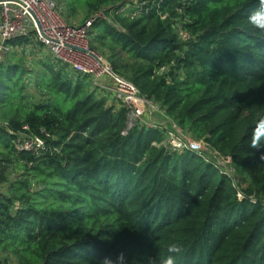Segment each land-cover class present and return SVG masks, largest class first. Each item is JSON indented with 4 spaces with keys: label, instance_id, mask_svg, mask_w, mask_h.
I'll return each mask as SVG.
<instances>
[{
    "label": "trees",
    "instance_id": "16d2710c",
    "mask_svg": "<svg viewBox=\"0 0 264 264\" xmlns=\"http://www.w3.org/2000/svg\"><path fill=\"white\" fill-rule=\"evenodd\" d=\"M122 1L62 0L70 15L84 11L82 22ZM261 6L264 0H163L169 17L154 10L116 16L125 32L97 21L90 41L114 72L232 163L245 180L242 198L232 178L200 155L159 146L161 130L136 125L122 134L126 110L61 61L40 63L30 94V70L15 52L34 44L33 34L8 41L6 56L15 55L0 63V183L8 165L23 174L18 187L7 182L9 195L0 193V261L152 264L175 242L183 248L177 264H264V147H251L264 121V34L247 24ZM176 8L192 40L177 37ZM119 51L135 62H114ZM24 126L44 129L50 150H16Z\"/></svg>",
    "mask_w": 264,
    "mask_h": 264
},
{
    "label": "built area",
    "instance_id": "2783aa9c",
    "mask_svg": "<svg viewBox=\"0 0 264 264\" xmlns=\"http://www.w3.org/2000/svg\"><path fill=\"white\" fill-rule=\"evenodd\" d=\"M162 2L163 0H124L112 3L92 13L81 24L74 25L65 20L57 0H0V63L12 50L7 44L8 41L33 34L32 41L42 43L51 57L67 64L74 75H87L92 89L111 93L112 101L126 110V123L122 134L128 133L136 125L161 130L164 137L159 146L162 145L169 151H189L200 155L221 173L232 178L234 186L238 188L237 196L242 198L239 177L232 163L216 150L206 146L203 141L195 140L187 130L182 129L166 114L164 108L141 95L132 82L114 72L107 57L88 44L97 21H106L117 30L125 32L115 20L116 16L134 18L154 10L162 19L169 17L168 12H162L160 8ZM176 12L178 16L173 19L172 27L177 37L182 41L192 40L194 35L184 26L188 20L181 17L183 9L176 8ZM170 66L160 67L157 75L167 71ZM26 130H29L28 126H24L15 134L13 144L16 150L27 151L34 156L50 150L46 139L41 136H50L44 129H40L41 134ZM54 150L58 151L57 148Z\"/></svg>",
    "mask_w": 264,
    "mask_h": 264
},
{
    "label": "rangeland",
    "instance_id": "374dc122",
    "mask_svg": "<svg viewBox=\"0 0 264 264\" xmlns=\"http://www.w3.org/2000/svg\"><path fill=\"white\" fill-rule=\"evenodd\" d=\"M58 1V7L59 10L61 11L63 17L65 18V20L70 23V24H74V25H79L82 23V19L84 17V11L81 9V10H78L76 14L74 15H70L68 10L65 8L64 6V3L62 2V0H57ZM94 33L92 32V35L90 36L89 40H88V44L90 46V41L91 39H93L94 37ZM99 50V49H98ZM15 54H10L9 56H6L4 59H8L9 57H12L13 55H15L16 58H20L22 57V61H23V64L25 66V68L27 70H30V72L26 73L24 75L25 79H28L27 81V85H28V92L31 94L35 91V87H34V80H35V77H36V74L39 72V65L42 61L50 58V53L48 52V50L46 49V47H43L41 46L39 43H34V44H31L30 46L26 47V49L24 50H21V51H16ZM113 59L114 62H116L117 64L119 65H132L135 60L130 58L128 56L127 53H124V52H118V54L116 56H113L111 57ZM29 82H32L31 84ZM33 84V85H32ZM108 93H106L107 95ZM16 168H19V166H17ZM14 168V166L12 165H8L7 166V170L5 171V175L7 176V181L3 182V183H0V193H3V194H8V183L7 182H14L16 183V186L18 187V184L19 183V178L21 177V175L23 174V170L22 169H16ZM238 184L239 185H245V180L243 179V176L242 175H238ZM23 179V178H21ZM58 180L57 178H53L51 181L52 183L54 184H57L58 183ZM3 186V188H2ZM23 188H26L25 186L22 185ZM7 188V189H6ZM33 188L34 189H37V185L36 184H33ZM32 188V189H33ZM40 188V187H39ZM51 189H56L58 188V186H51L50 187ZM49 188V189H50ZM47 190L44 192L45 194H47ZM49 195V194H47ZM49 198L50 200L53 199L52 195H49ZM0 264H16V261L14 260V258L12 259H8V260H3V261H0Z\"/></svg>",
    "mask_w": 264,
    "mask_h": 264
},
{
    "label": "clouds",
    "instance_id": "9594fccd",
    "mask_svg": "<svg viewBox=\"0 0 264 264\" xmlns=\"http://www.w3.org/2000/svg\"><path fill=\"white\" fill-rule=\"evenodd\" d=\"M248 26L260 33L264 34V6L257 7L253 9L247 16ZM264 127V121H260L257 127L253 129L251 147L262 148L264 147V133L257 136L256 132ZM183 248L178 243H169L166 248V255L163 258L155 257L153 258L152 264H177V258L182 255Z\"/></svg>",
    "mask_w": 264,
    "mask_h": 264
},
{
    "label": "crops",
    "instance_id": "0c3cea01",
    "mask_svg": "<svg viewBox=\"0 0 264 264\" xmlns=\"http://www.w3.org/2000/svg\"><path fill=\"white\" fill-rule=\"evenodd\" d=\"M98 93H100V94H106V93H108L107 95H106V97H107V102L108 103H112V99H113V97H112V95H111V93H109L108 91H103V92H98Z\"/></svg>",
    "mask_w": 264,
    "mask_h": 264
}]
</instances>
